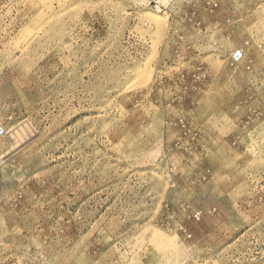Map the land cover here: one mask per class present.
Masks as SVG:
<instances>
[{"label":"rangeland","instance_id":"374dc122","mask_svg":"<svg viewBox=\"0 0 264 264\" xmlns=\"http://www.w3.org/2000/svg\"><path fill=\"white\" fill-rule=\"evenodd\" d=\"M153 1L0 0V264H264V0Z\"/></svg>","mask_w":264,"mask_h":264},{"label":"built area","instance_id":"2783aa9c","mask_svg":"<svg viewBox=\"0 0 264 264\" xmlns=\"http://www.w3.org/2000/svg\"><path fill=\"white\" fill-rule=\"evenodd\" d=\"M153 8L156 12H161L165 6L168 4V0H154L153 2ZM241 59L240 54H234L233 55V61L238 62ZM5 134L4 128L0 124V138L3 137Z\"/></svg>","mask_w":264,"mask_h":264},{"label":"bare ground","instance_id":"6f19581e","mask_svg":"<svg viewBox=\"0 0 264 264\" xmlns=\"http://www.w3.org/2000/svg\"><path fill=\"white\" fill-rule=\"evenodd\" d=\"M150 16V15H149ZM149 19H150V17H149ZM154 19V18H153Z\"/></svg>","mask_w":264,"mask_h":264}]
</instances>
